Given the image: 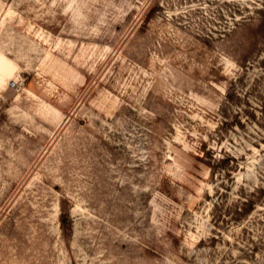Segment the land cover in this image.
<instances>
[{
  "label": "rangeland",
  "instance_id": "obj_1",
  "mask_svg": "<svg viewBox=\"0 0 264 264\" xmlns=\"http://www.w3.org/2000/svg\"><path fill=\"white\" fill-rule=\"evenodd\" d=\"M0 264H264V0H0Z\"/></svg>",
  "mask_w": 264,
  "mask_h": 264
},
{
  "label": "built area",
  "instance_id": "obj_2",
  "mask_svg": "<svg viewBox=\"0 0 264 264\" xmlns=\"http://www.w3.org/2000/svg\"><path fill=\"white\" fill-rule=\"evenodd\" d=\"M12 86L17 87V82H14Z\"/></svg>",
  "mask_w": 264,
  "mask_h": 264
},
{
  "label": "trees",
  "instance_id": "obj_3",
  "mask_svg": "<svg viewBox=\"0 0 264 264\" xmlns=\"http://www.w3.org/2000/svg\"><path fill=\"white\" fill-rule=\"evenodd\" d=\"M64 218V217H63ZM65 219L63 220V223H64Z\"/></svg>",
  "mask_w": 264,
  "mask_h": 264
}]
</instances>
